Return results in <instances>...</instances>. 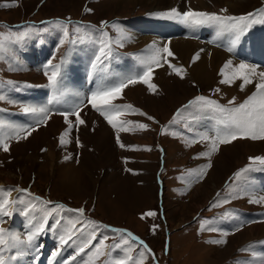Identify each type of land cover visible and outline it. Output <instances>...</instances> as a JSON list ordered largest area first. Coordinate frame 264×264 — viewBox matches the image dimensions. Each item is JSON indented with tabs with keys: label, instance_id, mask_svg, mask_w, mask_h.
I'll return each mask as SVG.
<instances>
[{
	"label": "rangeland",
	"instance_id": "1",
	"mask_svg": "<svg viewBox=\"0 0 264 264\" xmlns=\"http://www.w3.org/2000/svg\"><path fill=\"white\" fill-rule=\"evenodd\" d=\"M203 1L202 6L200 5L202 0H0V5H16L0 7V40L5 42L8 49L6 52L0 53L3 56V59H0V83L3 85L0 87V93L7 97L6 100L0 101V109H4V111H0V120L10 123L2 115L7 111L23 112L25 105L16 99L13 92H18L22 86L32 85L30 83L36 81L48 82V78L43 72L44 67L31 68L27 56L33 47L49 44L52 39L55 43L51 47L44 66L49 60L52 65L58 64L62 59L67 61L75 51L88 50V44L91 41L90 29L95 31L96 37L100 41L110 39L113 52L124 50L122 53L135 57L138 53L137 50L141 48L140 56L148 57L153 45H160L158 41L154 42L150 38L155 36V38L160 37L165 41L170 38L160 36L161 27L159 26L167 27L169 36L172 35L171 27L162 25L163 21L167 24L169 20L161 17H148L144 21L137 20L142 29L135 30L133 38L138 35L149 37L140 43L133 41L130 34L124 33L129 28L124 25L126 19L129 22L138 15L162 12L172 8H177L180 11H187L191 8L195 11L217 12L220 15L228 14L234 17L245 16L246 13H257V10L264 9V0ZM172 3L174 4L171 5ZM224 9L227 11H223ZM159 19L162 22H154ZM254 19L263 21V17L259 14ZM151 22L153 24H149ZM113 24L118 25L122 31L113 28ZM144 25H146L145 28H143ZM63 26H66L69 32L67 38L64 37ZM25 31H28L29 35L18 39L19 34ZM142 31L150 33L144 34ZM173 32L174 34L178 33ZM104 33L108 34L107 38L104 37ZM231 34L234 33L225 31L224 37L228 39ZM191 36L193 35L191 34ZM61 40H65V43L61 44ZM69 41H74V43ZM118 42H122L123 46H120ZM212 43L216 48L220 46L216 44V41ZM93 47L96 48V46ZM97 47L99 49L100 42L97 43ZM220 47L223 50L225 48ZM80 56H82V64L76 67V71H73L70 65L67 67L69 74L73 72L71 74L73 77L84 73L87 67L85 65L90 60L92 62V58L90 59L89 56ZM92 56L94 57V55ZM123 59H128V56H120L116 59L117 62L113 60L108 68L109 73L113 71L119 75L131 74L132 69H124ZM242 59L246 61L247 56L244 55ZM168 61L178 67H183L178 63H173L172 57ZM74 62L77 61L74 60ZM91 62L88 69H91ZM251 65L255 66V63ZM13 68L15 70H11ZM91 70L89 71L92 74ZM185 73L183 78L176 76L168 65L164 64L162 67L155 68L153 72L152 82L157 85L155 93L149 91L144 84L130 85L124 89L122 99L119 100L129 102L135 108L154 117L156 122L148 120L146 116L131 113V121L145 122L149 125V129L119 133L120 144H118L117 135H113L109 124L96 114L104 124L96 121L92 123L89 132H76L74 141L67 145L69 149L73 146L76 152L69 156H62L61 153L52 158L49 154L48 138L39 141L34 136L37 130L32 132L27 139L6 140L9 144V151L4 152L0 148V188L5 192L11 190L10 198L13 200L15 199L12 194L18 188L15 196H18L17 198L20 200L23 199L24 202L21 203V212L14 207L11 216L2 218L3 223H0V227L11 233L19 234L22 240H26L31 224L39 222L45 210L63 204L66 208L68 206L78 209L84 207L94 218L97 217L100 220L134 230L146 239L160 260L167 262L163 264H238V261L244 260L237 259V256L248 254L243 249L246 243L249 242L250 249L255 250L258 243L264 240V236L259 231L251 230L254 223L251 224L246 217H240L242 218L240 221L250 225L236 233L225 227V222L233 217L235 208L248 209L253 217L249 198L241 196L238 199H233L229 193L238 191V182H234L235 173L246 168L250 164L251 157L264 156V140L237 139L230 144L220 145L219 151L209 158L201 155L208 150V144H200L198 140L193 143L192 140H187L181 134V130L172 129L178 126H166L171 120L184 126L185 122H182V118L180 116L172 118L171 112L195 93L211 96L223 103H228L234 97L236 102L242 103L248 97L246 92L236 84H221L222 79L218 75L219 71H216L212 66H208L207 71L200 77L197 73H189L188 70H185ZM96 75L93 77L96 78L95 86L97 87L100 74ZM111 79L113 77L109 75L104 82H108V85L116 81V79L110 81ZM93 80L89 79L88 83L81 77L78 79L79 82H72L73 85L64 81L62 90L67 89L73 95L84 96L91 93L84 86L91 87ZM8 81L14 82L15 87L9 85ZM218 88L219 92L216 91ZM95 90L93 87L92 91ZM8 100L15 101V103H9ZM6 116L10 119L15 117L13 113H6ZM90 120L93 122L92 119ZM47 124L40 125V127H46ZM75 127L77 126L75 125ZM166 127L171 129H160ZM38 128L39 126L36 129ZM3 132L14 135L9 129H4ZM62 133L51 136V139L58 144V152L61 148L67 147L60 144L59 138ZM2 136L3 133H0V138ZM76 142H79V147H76L78 146ZM121 144H124L125 147H121ZM209 161L212 165L211 168H208L203 178L198 179V182L195 183L191 176L198 174ZM157 173H160L164 181L162 205L165 208V222L163 226L158 217L155 181ZM256 175L248 173L249 182ZM229 177H231L230 180H228ZM184 178H188L185 183L180 181ZM178 183H184L187 189L186 194L176 190ZM20 188L27 191H18ZM19 192L22 194L17 195ZM259 193L264 194V191L259 190ZM213 196L215 199L212 205L223 199H228L229 202L210 208L208 200ZM34 197H40L42 200L52 203L45 205L35 200ZM2 198L0 196V199ZM25 200L27 205L28 202H32L36 207L29 210L25 206ZM199 210L201 211L198 218L189 223ZM25 211L29 212L27 216L24 215ZM148 212H154L156 215L148 216L146 215ZM76 213L57 209L49 218V223H54L51 220L53 217H64L66 214H70L73 218L72 221L79 220L76 228H84L86 232L95 231L98 234L101 227L98 226L97 220L84 216L78 218ZM19 221L22 222V229H20ZM88 221H95L96 225H89ZM66 222H70L68 216L64 217L60 225L53 226L57 235L59 232H64ZM205 222L206 229L216 228L218 231L202 230L201 224ZM252 222H256V220L252 219ZM154 225L159 226L155 232H153ZM164 226L170 239L168 253L163 252ZM53 227H50V230L39 237L40 248L36 254L37 257H52V253L60 248L59 237L62 233L58 236L55 235ZM218 240H225L226 243H214ZM78 245V241H75V243L64 246L61 249V254L57 256V260L65 264L75 255ZM249 246L246 245V249ZM22 249L27 252L26 256L31 260L33 258L32 249L26 245L22 246ZM88 251L90 249H86V252ZM14 252L15 250L12 254ZM123 252L121 251L125 256L126 253ZM249 253L252 256L251 251ZM80 258L87 259L86 256ZM103 259L104 257H101L97 264H103ZM144 262H154V259L146 253ZM19 263L17 261L12 264Z\"/></svg>",
	"mask_w": 264,
	"mask_h": 264
},
{
	"label": "snow or ice",
	"instance_id": "2",
	"mask_svg": "<svg viewBox=\"0 0 264 264\" xmlns=\"http://www.w3.org/2000/svg\"><path fill=\"white\" fill-rule=\"evenodd\" d=\"M15 4H5L0 5V7H14ZM223 11H227L224 9ZM259 14L264 17V9L257 10V13H249L246 16H219L215 13H208L202 11H195L189 8L187 11H180L177 8H172L169 11L156 13L155 15L172 21H178L182 24H185L189 27H199L205 24H217L220 25L223 30L231 31L234 33V39L231 42V47L229 51H232L236 44L239 42L241 36L248 30L251 24L255 23L254 17ZM253 18V19H250ZM64 27V37L69 36V32L66 26ZM113 28L117 31H122L118 25L113 24ZM79 31V29H77ZM29 35L28 31L22 32L19 34L18 39H22ZM107 38V33L103 34ZM74 43V41H69ZM61 44L65 43V40L60 41ZM120 46H123L122 42ZM8 49L3 40H0V53L6 52ZM203 51V49H201ZM174 53L172 50L167 47H153L152 54L148 57H137L139 71L134 74L120 76L115 74L117 79L114 83L105 85L104 80L107 76L112 75L109 73L108 68L112 61L116 58L112 48V42L110 39H103L100 41V47L98 51L94 54V57L91 62L92 74H100V83L98 84L95 91H93L88 98V103L91 104L92 108L99 113L107 123L116 130L117 140L119 141V133L121 132H130L142 130L146 131L149 129V125L146 123L133 122L131 120L123 119L129 113H136L141 116H146L148 120L154 121V117L147 115L135 108L132 104H118L117 100L122 99L124 89L130 85L144 84L147 86L148 90L155 93L157 91V85L152 82L153 72L155 68L162 67L164 64H167L171 69L172 73L181 78L184 77L185 69L183 67H178L176 64H172L168 61L167 57H173ZM200 58L199 52L193 58V62ZM0 59H3V56L0 55ZM66 61L61 60L60 64L52 65L51 60L47 62L44 66L43 72L44 75L48 78L47 87L52 89V100L59 102L60 97L66 95V91L62 90V71L61 66ZM232 65V61L229 60L225 64V68H229ZM11 68V66H10ZM11 70H15L14 68ZM221 75L223 79L220 81L221 84L231 85L237 80L241 81L239 87L243 90L248 85H252L255 82L256 91L253 92L250 96L247 97L242 103L237 104L235 97L230 100L228 103L232 105L227 107L220 104L216 100L209 99L205 96H197L194 100L190 101L188 105H185V109H196L200 111H213L218 114L217 127L213 130L212 134L208 132L199 133L196 138H193L192 142H196L198 139L201 142L206 141L208 143V150L201 155L211 157L212 154L219 151V147L222 144H230L237 139H251L255 140H264V71H258L257 66L250 65L247 63H240L231 74H227L224 70H221ZM258 78V79H257ZM9 85L15 87L14 82L8 81ZM0 83V87H2ZM217 92L220 89H216ZM57 93H60V96H57ZM7 97L0 93V101L6 100ZM9 103H15V101L8 100ZM51 103V101H50ZM83 102L79 104L72 105L67 107L63 111H59V115L64 118V122L67 125V128L64 133L61 134L59 141L61 145H65L70 142L69 134L74 125H84L86 122L81 117L82 107H84ZM4 111V109H0ZM183 111V110H181ZM25 114H30L33 116L41 117L36 120V123L28 126H17L9 122L0 120V133H3L2 138H0V148L4 152L9 151V144L6 142L8 139H27L28 136L36 130L37 125L46 124L47 121L52 116V110L46 107H33L25 106L23 108ZM181 112L177 113V116H180ZM71 117V118H70ZM156 122V121H154ZM175 122V121H174ZM158 123V122H157ZM4 129H9L14 135H9L6 132H3ZM125 147L124 144L120 145ZM151 150V149H147ZM211 162L204 166L203 169L197 174V178L201 179L206 174V170L211 168ZM259 169L264 170V156H257L250 158V164L239 170L234 175V182L237 183L238 191L230 192L229 195L233 199H238L241 196H247L249 198V203L253 204H264V194H258L249 183L248 173ZM129 171H131L129 169ZM18 191L26 192V189H19ZM31 195V193H29ZM219 193L217 196L219 197ZM0 196L3 198L0 199V223H3L4 216H11L13 214L14 206L19 202L23 203V200L17 201L11 199V190L4 191L0 188ZM35 200L40 201L42 204H51V201L42 200L40 197H34ZM228 199L218 200L217 203H214L212 207H217L219 205L228 203ZM28 209H33L36 205L32 202H28ZM60 210H66L68 212H77L81 217H83L85 209H71L66 208L63 204H58L50 210H45L43 217L39 222L31 224L30 230L27 233V239L22 240L19 234L11 233L9 230L0 227V264H12L16 261L18 257L24 255L22 246L26 245L28 248L38 252L40 245L38 243L39 237L44 234L46 231L50 230L49 218L53 214ZM29 212L25 211L24 215H28ZM146 215L155 216L154 212H148ZM31 223V222H30ZM60 219L55 220L56 225H60ZM70 227L65 228L64 233L59 237L60 248L52 253V257L55 259L61 254V249L64 246H68L70 243H75V241H80L76 253L71 257L69 261H66L65 264H74L77 260V257L86 256L87 259H81L80 264H97L101 257L111 255L109 249H119L122 245L128 246L127 252L129 254L121 258H114L112 264H144L145 254H151L155 258L152 250L148 248L143 241L139 240L138 237H135L133 233L128 232L124 229H114L115 232L120 234V239L113 245H108L105 241L108 239L104 237L100 239L98 243H93L97 240V233L95 231L86 232L84 228L77 229L76 224L79 223V220L70 221ZM89 225H96L95 221H88ZM206 222L201 224L202 230L218 231L216 228H207ZM103 227H108L104 225ZM159 227L158 225L153 226V232ZM236 231L240 230V226H237ZM79 232V235H77ZM75 238V240H74ZM139 241V245L143 247V251H140L138 257L134 258L131 253V242ZM214 243H226L225 240L214 241ZM86 249L90 251L86 252ZM13 250H15L14 254ZM245 251H251L252 259L245 258L242 261H238V264H264V254H258L254 249H246ZM5 253L10 255L6 256Z\"/></svg>",
	"mask_w": 264,
	"mask_h": 264
},
{
	"label": "bare ground",
	"instance_id": "3",
	"mask_svg": "<svg viewBox=\"0 0 264 264\" xmlns=\"http://www.w3.org/2000/svg\"><path fill=\"white\" fill-rule=\"evenodd\" d=\"M120 1H124V0H120ZM173 4L174 3H172L171 5H173ZM203 4H204V1L202 0V2H200V5L203 6ZM197 6H199V5H197ZM160 21L161 20L159 19L158 21H154V22L158 23ZM149 24H153V22H151ZM146 25H144L143 28H145ZM162 25H168L169 27H171L172 36H169V30L167 29V27L159 26V27H161L160 36L162 35L163 37H170V38L167 41H165V39L160 38V37L155 38V36L150 38L152 41H154V42L158 41L160 43V45H153V47L154 46L155 47H164V46L169 47L172 50V52L174 53V56L172 57L173 63L180 64L181 66H183V68L185 70H188L189 73L190 72L192 74L197 73V75H199V77H200V75H203L204 72L207 71L208 66H212V68L214 67L216 69V71H219L218 75H220V78L223 79V77L221 75L222 69L224 70L225 73L231 74V72L240 63H247V64L251 65V64L255 63L256 61H258L257 64L255 63V66H257L258 71H264V29H257L256 28L254 30V29L248 28V30L241 36L239 42L236 44L234 49L232 51H229V48L231 47V42L234 39V34H231L230 38L227 39L226 37H224V32L227 30H223L221 28V26L219 27V25L217 26L215 24H205V25L193 28V27H189L185 24H182L178 21H172V20H169V23H167V24H165V22L163 21ZM128 27L129 28L124 33L130 34L131 35L130 37L133 41H138V42L142 43L147 38H149V37H141V35H138L135 38H133L135 35V30L140 31L142 29V28H140V23L137 20H133L132 22H130V25ZM172 30L175 32H178V33L174 34V32ZM191 34L193 36H191ZM215 41L217 42L216 44H219L220 46L225 47L224 50L220 46L218 48L214 47L212 42H215ZM153 47L151 48V51L148 53L149 55L152 54ZM201 49H203V51H201ZM256 51H259L261 53V55L260 56L257 55ZM198 52H199L200 58L198 60H196L195 62H193V58L196 55V53H198ZM244 55L247 56L246 61H243V59H242V57H244ZM75 59L76 60H82V56L79 55L73 59V61L69 64L72 68H73V62ZM167 59H170V57H167ZM229 60L232 61V65L229 68H225L224 66ZM90 62H91V60H90ZM90 62H88L87 65L84 64L85 66H87L85 68L86 71L84 73L81 71L82 72L81 75H76L73 77V76H71V74H73V72L70 71L71 74H69L67 71V75L65 76L64 79H62V82L67 81L68 84L73 85L72 82L78 81V79H81V77L84 80H86L87 82L89 81V79H91V80L94 79L92 82L93 85H91V87L88 85H87V87L84 86L85 89L87 88L88 91L92 93L93 87H94V90L97 87L95 86L96 78L93 77V75L90 73L89 70H91V69H88ZM115 62H117V61L115 60ZM122 62L124 65V69H126V70L132 69L133 72L135 71V66H134V63L132 61H128V59H123ZM73 71H76L75 68H73ZM79 74H80V72H79ZM111 74L112 75H110V76H112L113 79H111L110 81H115V79L117 78V76L115 74H118V73H115L112 71ZM95 76H97V75H95ZM255 82L256 81H254V83L252 85H248L247 87H245L243 89L246 92V94H248V96H250L253 92L256 91ZM99 83H100V81H99ZM107 83H105V85H107ZM233 84H236L239 87V85L241 84V81L237 80ZM82 90H83V88H82ZM46 106L50 107L51 104H46ZM97 116L95 115L94 112L89 111V108L83 109L81 112V117L85 120L86 123L84 125H79L77 127H75V125L73 126V128L69 134L70 142L65 144V145L67 146L72 141H74V137L76 135V132H81V131L89 132L92 128V125H93L92 123L97 121L100 124H104L100 120V118ZM90 119H92L93 122H91ZM47 123L48 124L46 127H44V126L40 127L39 126V128L36 129L37 132H35L34 136L39 141H41L43 139L45 140V138H48V140H49L48 144L50 147L49 154L52 156V158L57 157V155L61 154V153H62V156H65V155L69 156V155L74 154L76 152V149L73 146L70 147L71 149H69V146H67L65 148L63 147L58 152L59 149H58L57 142L53 141L51 139L52 138L51 136L56 135L57 133H62L61 131L65 132V130H66L65 128H67V125L64 122V118L62 116H57V114H52L51 118L47 121ZM51 125H53L54 127H52ZM56 125H57V127H56ZM60 125H63V126L60 127ZM59 127H60V129H59ZM253 189L258 194H260L259 190H261V189H259L258 187H256V188L253 187ZM18 201H20V199H18ZM25 202H26V200H25ZM21 206H22V204L18 202L14 207L17 208L19 212H21V209H20ZM251 210L256 211V215L258 217L263 218L260 221H256V223L253 224L251 230L259 231V233H261V234L263 233V236H264V204H253V203H251ZM19 212H17V213H19ZM69 225L70 224L66 222V224L64 225V228L69 227ZM19 226H20V223H19ZM61 233L63 234L64 232H59V234H61ZM117 254H118V252H116V255ZM19 264H21V263H19Z\"/></svg>",
	"mask_w": 264,
	"mask_h": 264
},
{
	"label": "crops",
	"instance_id": "4",
	"mask_svg": "<svg viewBox=\"0 0 264 264\" xmlns=\"http://www.w3.org/2000/svg\"><path fill=\"white\" fill-rule=\"evenodd\" d=\"M75 60H76V59H75ZM76 61H77V62L79 61V62H78V63H77V62H73V68H75V70H76V67H77V66H80V65L82 64L81 60H76ZM75 65H76V66H75ZM195 214H196V213H195ZM195 214H194V215H195Z\"/></svg>",
	"mask_w": 264,
	"mask_h": 264
}]
</instances>
